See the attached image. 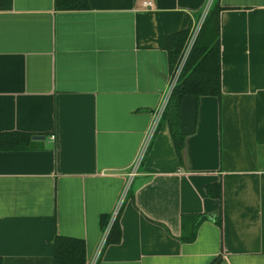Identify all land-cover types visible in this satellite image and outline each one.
<instances>
[{
	"label": "crops",
	"instance_id": "0c3cea01",
	"mask_svg": "<svg viewBox=\"0 0 264 264\" xmlns=\"http://www.w3.org/2000/svg\"><path fill=\"white\" fill-rule=\"evenodd\" d=\"M148 1L0 0V132L45 135L0 150V264H53L57 234L93 260L169 83L167 36L213 6L220 94L180 151L160 119L95 264H264V0Z\"/></svg>",
	"mask_w": 264,
	"mask_h": 264
},
{
	"label": "trees",
	"instance_id": "16d2710c",
	"mask_svg": "<svg viewBox=\"0 0 264 264\" xmlns=\"http://www.w3.org/2000/svg\"><path fill=\"white\" fill-rule=\"evenodd\" d=\"M60 9H84L88 6L87 0H54ZM219 6L208 9L206 16L198 30L195 41L191 47L184 66L173 87L168 104L162 115L167 119L170 132L173 136L175 147L180 151L185 134L180 130L179 104L182 97L191 93L198 98L204 94L218 96L220 94V48H219ZM189 34V28L185 27L167 36L166 49H168L169 66L172 70L182 51V47ZM32 139L28 131L0 132V150L8 148H24ZM220 183H209L206 185V193L214 197L220 196ZM119 211L110 224L105 243L119 242L122 236L119 224ZM110 217L104 220L107 223ZM196 222L194 223V226ZM195 230L189 234H183L182 238L191 240ZM53 264H84L85 252L84 241L78 237H70L57 234L53 243Z\"/></svg>",
	"mask_w": 264,
	"mask_h": 264
},
{
	"label": "built area",
	"instance_id": "2783aa9c",
	"mask_svg": "<svg viewBox=\"0 0 264 264\" xmlns=\"http://www.w3.org/2000/svg\"><path fill=\"white\" fill-rule=\"evenodd\" d=\"M144 4L145 5H150L151 4V1H148V0H144ZM207 11V8L204 10V13H202V17H201V20L199 21V23H197L190 31H189V34H188V37L186 38V41L182 47V51L179 55V58L177 59L176 63L173 65L174 67L172 68L171 72H170V77H169V80H168V85H167V88L163 94V96L161 97V100L160 102L155 106V108L153 109L152 111V120L151 122L149 123V125L147 126V128L145 129V133H144V136L140 142V145L138 147V152L137 154L135 155V157L133 158L132 162L130 163V168H129V171H128V177L126 179V184L124 186V189L119 197V201L117 203V205L114 207V209L111 211L110 213V221L108 222V225L107 227L104 229V234L101 238V241H100V244L97 246V251H96V254L93 258V260H91V262L89 264H95L98 256L100 255L101 251H102V247L105 243V240H106V237L108 235V230H109V227H110V224L112 223V221L115 219V217L117 216V213L121 207V201H122V198L124 197L125 193L127 192V190L129 189V187L131 186L130 185V181L133 179V177L137 174L139 168H140V164L141 162L143 161L145 155L147 154L148 152V148L153 140V137L155 135V131H156V128L159 124V121L160 119L162 118V113L166 107V105L168 104V101H169V97H170V94H171V91L173 89V87L176 85L177 83V79L180 75V72L183 68V64L184 62L186 61V58L188 56V54L190 53L191 51V47L193 45V42L195 41L196 39V36L198 34V30L202 24V21L204 20L205 18V12Z\"/></svg>",
	"mask_w": 264,
	"mask_h": 264
},
{
	"label": "water",
	"instance_id": "95a60500",
	"mask_svg": "<svg viewBox=\"0 0 264 264\" xmlns=\"http://www.w3.org/2000/svg\"><path fill=\"white\" fill-rule=\"evenodd\" d=\"M197 98L194 94L187 93L182 97L179 104L180 130L188 135L194 132L196 121ZM45 137L43 134H32V138L39 139Z\"/></svg>",
	"mask_w": 264,
	"mask_h": 264
},
{
	"label": "rangeland",
	"instance_id": "374dc122",
	"mask_svg": "<svg viewBox=\"0 0 264 264\" xmlns=\"http://www.w3.org/2000/svg\"><path fill=\"white\" fill-rule=\"evenodd\" d=\"M131 182V181H130ZM132 184V182L130 183V185Z\"/></svg>",
	"mask_w": 264,
	"mask_h": 264
}]
</instances>
